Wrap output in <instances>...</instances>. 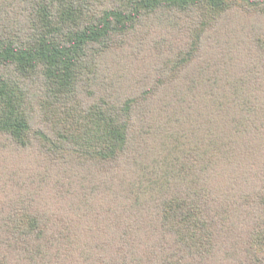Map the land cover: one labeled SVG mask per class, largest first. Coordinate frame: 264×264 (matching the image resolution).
<instances>
[{"label": "trees", "instance_id": "trees-1", "mask_svg": "<svg viewBox=\"0 0 264 264\" xmlns=\"http://www.w3.org/2000/svg\"><path fill=\"white\" fill-rule=\"evenodd\" d=\"M0 264H264V0H0Z\"/></svg>", "mask_w": 264, "mask_h": 264}]
</instances>
